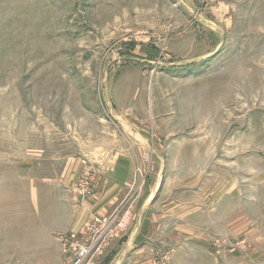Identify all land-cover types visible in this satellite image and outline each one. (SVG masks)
Instances as JSON below:
<instances>
[{
  "label": "rangeland",
  "instance_id": "rangeland-1",
  "mask_svg": "<svg viewBox=\"0 0 264 264\" xmlns=\"http://www.w3.org/2000/svg\"><path fill=\"white\" fill-rule=\"evenodd\" d=\"M115 150L146 191L119 264H264V0H0V264H62Z\"/></svg>",
  "mask_w": 264,
  "mask_h": 264
},
{
  "label": "crops",
  "instance_id": "crops-1",
  "mask_svg": "<svg viewBox=\"0 0 264 264\" xmlns=\"http://www.w3.org/2000/svg\"><path fill=\"white\" fill-rule=\"evenodd\" d=\"M105 148L114 150L112 145ZM111 152L108 155L100 156V159L94 162H89L94 167L92 169L93 184L90 192L84 196L81 194L83 197L79 205L66 212L63 223L56 225L51 230V236L58 251L56 258L62 264H70L72 254L70 250L62 247L61 235L80 234L93 214L106 216L112 213H121L123 209L129 208L130 215L133 209L136 211L140 206H143L146 191L144 190V182L141 185L136 181L137 177L134 170L135 152L133 154L130 151L128 153L117 150ZM82 163L84 162L82 161ZM99 165L101 167L97 168ZM78 167L80 169L81 165ZM148 194L149 192L147 196ZM141 220H143V215L140 217L139 222ZM128 225L129 223L124 229L126 232L123 230L109 238L102 246L97 255V264H119L123 256L128 255L127 253L136 242L134 241L131 249H128L132 236H135V240H137L140 235L139 226L129 225L128 227Z\"/></svg>",
  "mask_w": 264,
  "mask_h": 264
},
{
  "label": "built area",
  "instance_id": "built-area-1",
  "mask_svg": "<svg viewBox=\"0 0 264 264\" xmlns=\"http://www.w3.org/2000/svg\"><path fill=\"white\" fill-rule=\"evenodd\" d=\"M81 184L83 193L90 192L93 184L91 171L85 169ZM129 217V208L121 213H113L109 216L92 215L82 232L78 235H61L60 241L64 249L72 254L70 264H97V255L106 241L122 232Z\"/></svg>",
  "mask_w": 264,
  "mask_h": 264
}]
</instances>
